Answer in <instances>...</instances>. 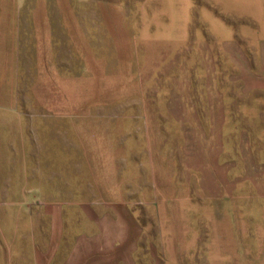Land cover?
Returning <instances> with one entry per match:
<instances>
[{"label": "rangeland", "instance_id": "374dc122", "mask_svg": "<svg viewBox=\"0 0 264 264\" xmlns=\"http://www.w3.org/2000/svg\"><path fill=\"white\" fill-rule=\"evenodd\" d=\"M23 6L18 61L0 63V170L129 200L138 264H264V122L242 121L245 164L236 116L264 103V0ZM16 212L0 207V230Z\"/></svg>", "mask_w": 264, "mask_h": 264}, {"label": "crops", "instance_id": "0c3cea01", "mask_svg": "<svg viewBox=\"0 0 264 264\" xmlns=\"http://www.w3.org/2000/svg\"><path fill=\"white\" fill-rule=\"evenodd\" d=\"M14 2L9 7L8 0H0V63L18 61V46L23 43L18 31L23 29L25 8L23 0ZM249 109H255L252 116L264 122V103L236 108L241 119L239 155L245 164L244 153L250 145L242 138L248 133L242 121ZM0 129L1 136V125ZM253 151L252 156H264V147ZM228 164L225 172L230 170ZM17 169L5 166L0 170V207L17 211L9 218L13 230H0V264H138L143 232L129 200L69 199L55 185L56 180L48 178L47 188L39 180L29 185L23 170Z\"/></svg>", "mask_w": 264, "mask_h": 264}]
</instances>
